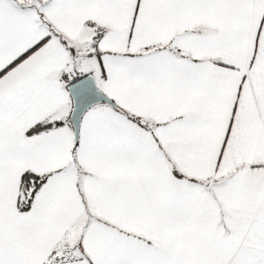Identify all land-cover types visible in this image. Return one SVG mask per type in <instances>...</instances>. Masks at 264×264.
I'll return each mask as SVG.
<instances>
[{
  "label": "snow or ice",
  "instance_id": "snow-or-ice-1",
  "mask_svg": "<svg viewBox=\"0 0 264 264\" xmlns=\"http://www.w3.org/2000/svg\"><path fill=\"white\" fill-rule=\"evenodd\" d=\"M0 264H264V0H0Z\"/></svg>",
  "mask_w": 264,
  "mask_h": 264
}]
</instances>
